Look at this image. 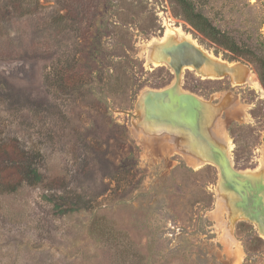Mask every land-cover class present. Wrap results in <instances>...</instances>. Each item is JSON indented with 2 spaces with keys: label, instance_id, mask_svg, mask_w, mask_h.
<instances>
[{
  "label": "rangeland",
  "instance_id": "obj_1",
  "mask_svg": "<svg viewBox=\"0 0 264 264\" xmlns=\"http://www.w3.org/2000/svg\"><path fill=\"white\" fill-rule=\"evenodd\" d=\"M190 1L238 42L264 41V0ZM179 35L209 59L178 79L203 102L198 131L264 185V90L254 69L215 55L168 0H0V146L18 145L42 177L0 194V264H264V229L236 216L244 211L201 139L138 109L145 90L174 82L162 49ZM116 68L126 82L127 70L135 74V96L107 92L104 74ZM82 86L85 94L68 97ZM198 157L207 161L195 169ZM57 196L87 206L57 215ZM240 221L252 231L237 232Z\"/></svg>",
  "mask_w": 264,
  "mask_h": 264
},
{
  "label": "trees",
  "instance_id": "obj_2",
  "mask_svg": "<svg viewBox=\"0 0 264 264\" xmlns=\"http://www.w3.org/2000/svg\"><path fill=\"white\" fill-rule=\"evenodd\" d=\"M168 2L172 7L173 16L179 18L190 28L194 38L200 41H206L209 47L213 48L215 55L222 54L223 59L229 62L242 61L250 65L254 69L257 79L264 90V41H260L259 43L238 42L232 36L215 26L208 17L197 10L195 4L190 0H168ZM25 14L29 15L30 13L25 12ZM127 73L128 81L126 82L124 68L122 72L118 71V68L114 70V73L113 71L112 73L105 72L104 87L110 95H114L117 92H120L122 95H127L128 92H131L130 96H135L137 89H140L136 83L137 78L132 73V70L131 72L127 70ZM129 85L130 87H128ZM82 88L84 86L70 90L68 97L73 94H85L87 89ZM233 127L235 128L234 131L240 132L245 129L244 126L235 125ZM231 128L230 126L228 130L231 131ZM25 154L24 151L19 149L18 145L11 141L0 146V161L6 165L3 170L0 169V194L15 193L23 184L38 185L42 181L37 166L25 163L24 159L27 158ZM54 200L53 207L57 215L77 213L87 206L84 201L80 203L72 202L65 200L63 196H57ZM202 200L205 206L210 207L212 195H208L207 199L204 197ZM241 229L248 233L252 231V227L244 221H240L236 225L237 232H243ZM90 233L95 239H101L97 231L92 230ZM253 240L257 242L261 241L258 236ZM245 248L246 251L255 250L252 244L245 245Z\"/></svg>",
  "mask_w": 264,
  "mask_h": 264
},
{
  "label": "water",
  "instance_id": "obj_3",
  "mask_svg": "<svg viewBox=\"0 0 264 264\" xmlns=\"http://www.w3.org/2000/svg\"><path fill=\"white\" fill-rule=\"evenodd\" d=\"M166 64L174 75V82L160 90H145L143 95L144 116L147 120H165L173 126L192 131L199 137L204 146L200 151L209 155L216 165L221 177V185L229 195L237 197L235 207L244 211V218L264 229V185L255 180L248 171H238L233 167L230 155L212 143L198 131L203 111V102L192 93L181 91L179 77L184 69L200 71L209 61L202 48L191 41H181L162 49ZM211 70L219 73V67L211 66ZM218 75H222L221 71ZM221 77V76H220ZM214 78H219L214 77ZM181 79V78H180ZM179 81V83H178ZM257 227V226H256ZM257 227V230H258Z\"/></svg>",
  "mask_w": 264,
  "mask_h": 264
},
{
  "label": "bare ground",
  "instance_id": "obj_4",
  "mask_svg": "<svg viewBox=\"0 0 264 264\" xmlns=\"http://www.w3.org/2000/svg\"><path fill=\"white\" fill-rule=\"evenodd\" d=\"M167 33V32H166ZM182 34V33H181ZM166 35V34H165ZM169 35V33H167V37H170V35ZM183 36V35H182ZM182 36L181 35H179L178 37H175V39H178V41H182ZM171 38V37H170ZM164 39H166V38H164ZM184 41V40H183ZM153 44V43H152ZM206 53V52H205ZM210 58V57H209ZM165 59H166V57H165ZM147 61L148 62H150V63H152V65L154 66V67H156V66H158L159 64H158V61L156 60V59H154V55H153V53H152V51H149L148 52V55H147ZM217 61V60H216ZM227 64V63H226ZM234 64V63H233ZM228 65V64H227ZM230 65V64H229ZM228 65V66H229ZM235 66H236V64H234ZM231 67V66H230ZM206 70H210L209 68H206L205 69V71H203V72H206ZM211 72V71H210ZM215 73V72H214ZM210 74V73H209ZM215 74H217V73H215ZM203 75V74H202ZM209 76V75H208ZM255 83L257 84V86L259 87V89H261V87H260V84H259V82H258V79L255 77ZM142 102L140 103V108H138L142 113L144 112V108H143V106H142ZM202 146V145H201ZM229 147V146H228ZM226 148H227V146H226ZM225 148V149H226ZM231 148V147H230ZM229 149V148H228ZM230 150V149H229ZM226 151H227V149H226ZM227 153V152H226ZM229 154V153H228ZM204 157V156H203ZM207 161V160H206ZM206 161H205V159H203V158H200V157H198L196 160L194 159V161H191V165H192V167L193 168H195V169H197V168H200L203 164H204V162L206 163ZM261 164H262V166H261V169H260V173H262V176L264 177V156H263V161L261 162ZM221 179V178H220ZM263 201H264V199H263ZM236 212V214H237V211H235ZM237 217H244L245 215H244V212H238V214L236 215ZM260 229V228H259ZM260 235L264 238V232H261V230H260Z\"/></svg>",
  "mask_w": 264,
  "mask_h": 264
}]
</instances>
